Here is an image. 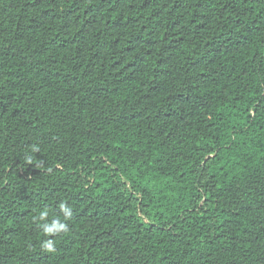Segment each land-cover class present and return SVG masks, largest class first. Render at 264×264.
<instances>
[{
    "label": "trees",
    "instance_id": "trees-1",
    "mask_svg": "<svg viewBox=\"0 0 264 264\" xmlns=\"http://www.w3.org/2000/svg\"><path fill=\"white\" fill-rule=\"evenodd\" d=\"M0 264H264V0H0Z\"/></svg>",
    "mask_w": 264,
    "mask_h": 264
},
{
    "label": "clouds",
    "instance_id": "clouds-1",
    "mask_svg": "<svg viewBox=\"0 0 264 264\" xmlns=\"http://www.w3.org/2000/svg\"><path fill=\"white\" fill-rule=\"evenodd\" d=\"M61 210L64 212L65 214V220L71 215V209L61 203L60 205ZM48 212L45 211H41L39 213L38 219L40 221H46V218L48 217ZM68 230V225L64 222L61 221L60 218H53L50 222H46L43 224V231L46 235H54L60 232H66ZM43 247H45L47 250L51 251L53 250L54 247V242L52 240H45L43 242Z\"/></svg>",
    "mask_w": 264,
    "mask_h": 264
}]
</instances>
